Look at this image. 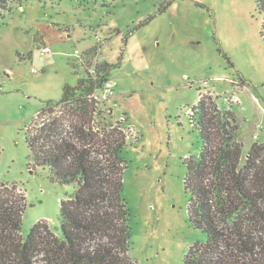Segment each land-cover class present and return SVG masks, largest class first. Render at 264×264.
<instances>
[{
  "label": "rangeland",
  "instance_id": "1",
  "mask_svg": "<svg viewBox=\"0 0 264 264\" xmlns=\"http://www.w3.org/2000/svg\"><path fill=\"white\" fill-rule=\"evenodd\" d=\"M8 6L0 16V184L26 194L23 238L41 220L61 236L60 203L75 193L49 168L33 167L26 129L66 85L108 62L116 65L108 78L115 96L99 106L129 136L123 157L130 255L136 264H186L189 249L206 241L189 221L184 186L185 162L202 150L192 109L204 96L233 112L243 163L254 143H264L257 0H14Z\"/></svg>",
  "mask_w": 264,
  "mask_h": 264
},
{
  "label": "trees",
  "instance_id": "2",
  "mask_svg": "<svg viewBox=\"0 0 264 264\" xmlns=\"http://www.w3.org/2000/svg\"><path fill=\"white\" fill-rule=\"evenodd\" d=\"M11 1L0 0V16ZM257 5L264 37V0ZM114 68L103 62L76 86L66 85L62 98L47 102L27 127L33 167L49 168L57 183L73 185L75 193L60 203L61 236L41 220L23 238L26 194L1 183L0 264H136L124 197L123 151L129 136L92 97ZM192 113L202 150L186 160L184 186L189 221L206 241L195 243L185 262L264 264V143H254L243 163L233 112L220 111L202 96Z\"/></svg>",
  "mask_w": 264,
  "mask_h": 264
},
{
  "label": "built area",
  "instance_id": "3",
  "mask_svg": "<svg viewBox=\"0 0 264 264\" xmlns=\"http://www.w3.org/2000/svg\"><path fill=\"white\" fill-rule=\"evenodd\" d=\"M45 52H49V49H45ZM76 55H79V51L76 50ZM98 65H96L93 69H90V74H94ZM36 72V71H35ZM115 89H116V83L110 79H108L106 82L102 84V89L95 90L92 94V97L94 100H96L98 103H102L107 101L108 99L115 96ZM262 133H264V126L260 130ZM254 139L256 141L260 140L258 135L254 136Z\"/></svg>",
  "mask_w": 264,
  "mask_h": 264
}]
</instances>
